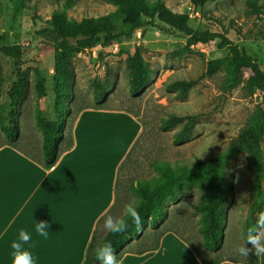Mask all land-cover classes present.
<instances>
[{
  "label": "rangeland",
  "instance_id": "1",
  "mask_svg": "<svg viewBox=\"0 0 264 264\" xmlns=\"http://www.w3.org/2000/svg\"><path fill=\"white\" fill-rule=\"evenodd\" d=\"M161 1L174 12L188 13L194 28L227 33L233 43L247 49L264 70V0H258L256 7L249 0H209L203 7H196L191 0ZM63 3L64 0H27L29 6L18 13L11 0H0V35L7 32L11 43L23 46L22 55L17 59L0 53V107L5 115L12 113L20 126V137L15 144L26 154L40 155L42 150V135L35 116L37 73L46 77L45 113L49 118H55V53L53 45L36 31L49 25L53 12L62 9ZM115 11L117 6L108 0H75L67 12L70 18L79 21ZM186 44L184 34L154 20L137 30L129 40L118 38L111 46L86 49L73 59L68 89L74 92V99L69 101L74 113L80 108L93 107L122 110L141 125L129 160L120 166L117 199L108 215H122L125 205L138 199L131 183L138 177L153 174L155 160H186L193 165L199 157L212 158L225 151L262 100L261 92L250 91L244 83L228 89L226 68L213 75L207 74L208 62L226 56L227 49L194 48L190 51ZM135 46L141 48L152 77L142 93L132 97L126 59ZM19 71L27 74L28 87L25 95L16 98L13 104L10 92ZM96 78L110 84L108 97L100 104L93 95L92 82ZM182 79L196 80L186 94L168 88L172 82ZM173 114L197 116L191 135L180 144L174 143V137L183 123L160 128L163 119ZM7 143L0 129V147ZM262 147L264 151V142ZM226 171L227 219L221 250L212 253L201 247L202 235L198 230L201 215L197 207L203 192L198 187L180 191L178 201L168 200L160 228L153 229L147 222L142 231L130 237L125 250L139 252L153 248L163 232L175 230L181 238L197 246L208 261H256L258 257L254 254L245 259L236 252L239 246L246 244L245 223L253 199V175L247 168L246 155L241 154L230 162ZM257 215L255 213V217ZM103 225L104 222L100 225L98 239L107 232Z\"/></svg>",
  "mask_w": 264,
  "mask_h": 264
},
{
  "label": "trees",
  "instance_id": "2",
  "mask_svg": "<svg viewBox=\"0 0 264 264\" xmlns=\"http://www.w3.org/2000/svg\"><path fill=\"white\" fill-rule=\"evenodd\" d=\"M11 1L18 13L29 6L27 0ZM108 1L117 6V11L99 17H84L78 21L70 18L67 12L75 4V0H64L63 8L53 12L49 25L36 31L38 36L53 45L55 53L54 71L57 82L54 102L55 118H49L45 113L46 77L42 73H37L35 116L42 135V150L40 155H33L29 152L27 154L44 167L51 168L59 157L72 147L74 143L73 121L82 108L78 109L76 114L74 113L69 103L71 99H74V92L68 89V83L72 76L73 59L78 53L99 46H111L118 38L129 40L137 30L154 20H159L184 34L187 37L186 48L190 51H193L194 48L227 49L226 56L208 62L207 74L213 75L221 68H226V87L228 89L236 88L244 83L250 91L257 90L262 93V100L247 125L231 140L228 148L217 156L207 159L199 157L193 165H189L186 160L171 162L158 159L152 163L153 174L138 177L131 183V187L137 191L138 200L141 201L139 211L144 221L143 226L149 222L153 229L160 228L161 219L167 211L165 205L168 200L178 201L180 191L193 187L200 188L203 197L197 211L201 215L198 228L202 235L201 247L209 252H218L223 247L224 226L227 219L225 208L227 201L226 170L229 163L241 154L246 155L247 168L253 175V199L245 223V237H247V229L255 223V213L264 212V151L262 147L264 142V70L258 60L247 49L234 44L227 33L194 28L188 13L174 12L161 0L154 3H150L148 0ZM208 1L191 0L196 7H203ZM248 2L256 7L258 0H249ZM9 38L7 32L0 35V53L6 57L17 59L22 55L23 46L11 43ZM126 65L129 71L130 95L137 97L152 77L151 68L139 46H135L128 53ZM195 83L194 79H182L172 82L168 88L186 94ZM109 85L107 81L97 78L93 80V95L97 103L100 104L107 99ZM27 87V74L19 71L18 79L10 92L13 104H15L16 98L25 95ZM196 118V115L178 116L173 114L163 119L160 128L167 129L183 123L182 128L174 137V143L180 144L191 135ZM0 129L8 141L7 144L17 147L15 142L20 137V126L17 121L15 122L12 113L7 112L5 115L1 107ZM134 148L135 145L121 166L129 160ZM104 218L106 216L100 222L104 221ZM138 232L140 231H137L133 226L122 236L107 232L99 240L95 234L88 248L84 264H99L95 256V249L98 244L106 241L112 242L117 258L120 260L125 252L126 243L134 233L138 234ZM182 238L189 242L186 238ZM189 244L204 264H218L221 261H208L197 246L190 242ZM158 245L159 241L155 247ZM251 264H256V261Z\"/></svg>",
  "mask_w": 264,
  "mask_h": 264
},
{
  "label": "crops",
  "instance_id": "3",
  "mask_svg": "<svg viewBox=\"0 0 264 264\" xmlns=\"http://www.w3.org/2000/svg\"><path fill=\"white\" fill-rule=\"evenodd\" d=\"M140 129V123L125 111L82 109L72 128V147L51 168L16 146H1L0 264H12L11 243L21 229L32 234L25 247L36 264H84L104 222L100 220L114 207L119 169ZM40 221L48 224L47 239L35 233ZM120 260L123 264H204L175 230L163 232L158 247L125 250ZM218 264L251 262L224 259ZM256 264H264V255Z\"/></svg>",
  "mask_w": 264,
  "mask_h": 264
},
{
  "label": "clouds",
  "instance_id": "4",
  "mask_svg": "<svg viewBox=\"0 0 264 264\" xmlns=\"http://www.w3.org/2000/svg\"><path fill=\"white\" fill-rule=\"evenodd\" d=\"M141 201L133 199L126 204L122 215H106L103 227L113 235H124L131 227L135 226L137 231L143 228V219L139 208ZM35 233L47 239L49 237L48 224L44 221L36 222ZM32 234L25 229L18 232L17 239L11 243L12 264H36V258L33 253L26 248L30 245ZM250 245V247H249ZM239 256L247 259L250 254L259 257L264 255V212L258 213L254 225L247 229L246 244L236 249ZM96 259L99 264H123L122 260L117 258V253L111 241L101 242L95 249Z\"/></svg>",
  "mask_w": 264,
  "mask_h": 264
}]
</instances>
